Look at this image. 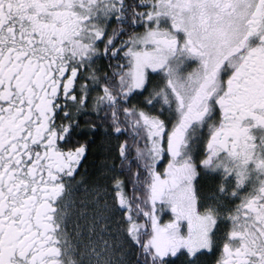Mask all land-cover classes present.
<instances>
[{
	"label": "snow or ice",
	"instance_id": "6c2138e0",
	"mask_svg": "<svg viewBox=\"0 0 264 264\" xmlns=\"http://www.w3.org/2000/svg\"><path fill=\"white\" fill-rule=\"evenodd\" d=\"M0 264H264V0H0Z\"/></svg>",
	"mask_w": 264,
	"mask_h": 264
}]
</instances>
